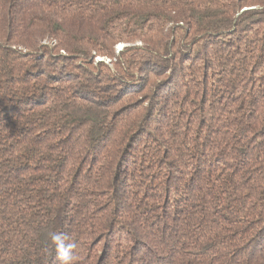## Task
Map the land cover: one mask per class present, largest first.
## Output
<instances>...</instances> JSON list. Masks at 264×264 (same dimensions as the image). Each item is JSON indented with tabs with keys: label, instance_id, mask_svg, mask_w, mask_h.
Wrapping results in <instances>:
<instances>
[{
	"label": "trees",
	"instance_id": "1",
	"mask_svg": "<svg viewBox=\"0 0 264 264\" xmlns=\"http://www.w3.org/2000/svg\"><path fill=\"white\" fill-rule=\"evenodd\" d=\"M53 233L264 264V0H0V264H60Z\"/></svg>",
	"mask_w": 264,
	"mask_h": 264
},
{
	"label": "clouds",
	"instance_id": "2",
	"mask_svg": "<svg viewBox=\"0 0 264 264\" xmlns=\"http://www.w3.org/2000/svg\"><path fill=\"white\" fill-rule=\"evenodd\" d=\"M51 240L55 245L57 259L60 264H73L76 260V256L73 252L75 245L72 243H66V237L60 233L51 234Z\"/></svg>",
	"mask_w": 264,
	"mask_h": 264
},
{
	"label": "rangeland",
	"instance_id": "3",
	"mask_svg": "<svg viewBox=\"0 0 264 264\" xmlns=\"http://www.w3.org/2000/svg\"><path fill=\"white\" fill-rule=\"evenodd\" d=\"M124 46V44L123 43H119L117 46H116V48L117 49H121L122 47ZM96 60H107V61H109L110 59L109 58H106V57H102V56H97L96 58H95Z\"/></svg>",
	"mask_w": 264,
	"mask_h": 264
}]
</instances>
